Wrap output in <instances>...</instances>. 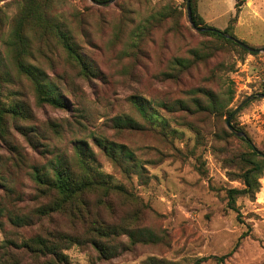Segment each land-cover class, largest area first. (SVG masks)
Listing matches in <instances>:
<instances>
[{"label": "rangeland", "instance_id": "rangeland-1", "mask_svg": "<svg viewBox=\"0 0 264 264\" xmlns=\"http://www.w3.org/2000/svg\"><path fill=\"white\" fill-rule=\"evenodd\" d=\"M193 1L203 25L264 49V0H241L239 9L238 0ZM21 2L0 0V70L8 73L0 78V108L17 102L32 110L25 120H10L9 133L0 137V204L7 210L0 217V264L16 259L35 264L6 245L46 230L37 218L30 228H15L8 214L32 215L44 202L31 177L33 167L48 165L54 153L74 159L78 148L109 184L122 189L109 197L90 195L92 216L134 230L138 241L118 238L109 260L92 247L72 246L64 252L65 264H264V175L255 198L237 199L239 213L228 208L227 191L244 187L235 160L248 148L226 125V113L255 96L232 123L264 152V98H258L264 94V52L226 45L178 79H168L179 68L174 59H191V50L214 43L191 26L187 0H117L105 6L48 0L50 15L72 39L89 73L54 34L30 33L31 62L57 85L64 102L63 109L40 107L31 83L17 72L13 49L6 47ZM196 89L221 98L232 90L233 98L224 111L205 113L195 106L191 91ZM135 99L145 105L146 116ZM126 118L137 129L116 124ZM52 120L63 125L59 135L47 126ZM101 139L124 145L132 157L116 161ZM53 227L84 230L62 215ZM143 233L147 237H140Z\"/></svg>", "mask_w": 264, "mask_h": 264}, {"label": "trees", "instance_id": "trees-1", "mask_svg": "<svg viewBox=\"0 0 264 264\" xmlns=\"http://www.w3.org/2000/svg\"><path fill=\"white\" fill-rule=\"evenodd\" d=\"M97 2H107L106 0H95ZM48 0H22L18 18L11 34V41L6 43L8 50L13 49L15 55V64L19 75L25 77L32 85L37 105L40 107L51 106L55 109H63L64 102L58 90L57 85L50 79L47 73L39 66L32 63L35 54L33 51V42L30 33L34 32L39 37H44L47 33L54 34L60 44L67 51L69 56L76 61L83 73H89L87 64L83 60L72 42V39L64 33L50 15ZM194 1L191 0L190 6L192 19L196 27L204 29L201 34L208 35L213 39L212 44L206 45L203 49H193L189 53L191 59L176 58L172 65L179 67L177 70L169 73L168 79H178L182 72L195 67L198 62L205 61L212 57L214 51L223 46L229 45L240 48L244 52L254 54V52L243 48L228 36L233 37L227 31H220L207 25H203V20L196 13ZM241 0H238L237 7H241ZM159 19V22H161ZM40 52V50H39ZM3 58L0 51V64ZM183 69V70H182ZM8 73L0 70V78L7 79ZM194 95V103L197 108L207 113H217L226 109V104L232 100L233 91L230 90L228 98H221L212 91L196 89L191 91ZM205 100L202 98V96ZM200 95V96H199ZM227 101L224 103V101ZM135 105L141 115H147L145 105L135 99ZM27 109V110H26ZM32 113L27 104L13 102L11 105L0 108V137L5 139L9 133L10 120H25L28 114ZM234 111L226 113L227 119ZM116 123L120 127L135 130L138 125L132 119H118ZM233 121V119H232ZM232 126L239 132H243L235 126ZM16 127L18 124H15ZM47 126L56 135L63 132V125L55 120L49 121ZM229 130V129H228ZM230 136H235L230 130ZM244 133V132H243ZM245 134V133H244ZM246 135V134H245ZM243 141L248 150L242 152L235 162L239 166V177L242 180V189H229L227 191L228 208L239 213L236 202L240 197L255 198L260 191V179L264 175V152L260 151L247 136V138L237 137ZM100 146L116 161L130 159L133 153L124 145H118L114 142H108L105 139L99 140ZM18 156L23 159L21 153ZM51 160L46 166H34L31 177L37 186V192L43 198V203L32 215L8 214V222L15 228L32 227L34 218L41 223L40 227L44 233L34 235L21 243L9 241L6 245L8 249H13L15 255H24L29 257L35 264H65L67 256L64 252L72 246L92 247L95 249L102 260H109L115 255L118 246L114 243L120 237H128L133 242L138 241L134 230L119 225L107 224L103 220L92 216L89 209L88 197L93 193H100L104 197H109L111 193L119 192L122 189L118 186L109 184L102 176L94 170L88 162L84 150L78 148L75 151L74 159L66 154H53ZM7 215V210L0 204V217ZM66 216L73 225H83L82 233L60 231L58 227H53L56 216ZM44 222L51 225L48 226ZM55 230V231H47ZM140 237H147L146 233ZM222 258L218 259L219 261ZM12 264H19L16 260H11ZM206 261L202 259L199 262ZM147 264H159L156 260H150Z\"/></svg>", "mask_w": 264, "mask_h": 264}, {"label": "water", "instance_id": "water-1", "mask_svg": "<svg viewBox=\"0 0 264 264\" xmlns=\"http://www.w3.org/2000/svg\"><path fill=\"white\" fill-rule=\"evenodd\" d=\"M91 3L95 4V5H98V6H105V5H109V4H112L114 3L115 1L117 0H110L108 2H97L95 0H90ZM190 3H191V0H187V12H188V19H189V22L191 24V26L198 32H202L204 29L202 28H199V27H196L194 22H193V19H192V12H191V6H190ZM228 38H230L231 40H233L234 42H236L237 44H239L240 46H242L243 48H246L248 49L249 51L251 52H256V53H259V52H264V49L263 50H256V49H253L251 47H249L248 45H246L245 43L237 40L236 38L234 37H230L228 36ZM253 98H255V96H250L248 97L236 110H234V112L232 113V115L228 118L227 120V128L233 133L235 134L237 137H242V138H247V136L243 133V132H239L237 131L231 124V121L232 119L234 118V116L248 103L250 102ZM258 98H264V94H260L258 95Z\"/></svg>", "mask_w": 264, "mask_h": 264}, {"label": "bare ground", "instance_id": "bare-ground-1", "mask_svg": "<svg viewBox=\"0 0 264 264\" xmlns=\"http://www.w3.org/2000/svg\"><path fill=\"white\" fill-rule=\"evenodd\" d=\"M262 193V195H263V197H264V188H263V192H261Z\"/></svg>", "mask_w": 264, "mask_h": 264}]
</instances>
